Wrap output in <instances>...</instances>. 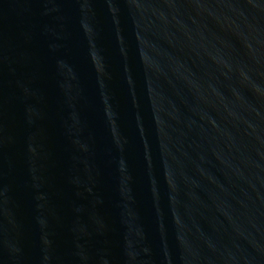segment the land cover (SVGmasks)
<instances>
[{"label":"water","instance_id":"95a60500","mask_svg":"<svg viewBox=\"0 0 264 264\" xmlns=\"http://www.w3.org/2000/svg\"><path fill=\"white\" fill-rule=\"evenodd\" d=\"M0 264H264V0H0Z\"/></svg>","mask_w":264,"mask_h":264}]
</instances>
